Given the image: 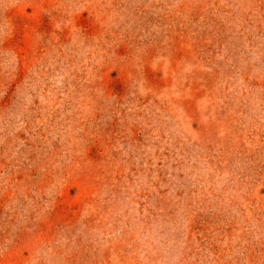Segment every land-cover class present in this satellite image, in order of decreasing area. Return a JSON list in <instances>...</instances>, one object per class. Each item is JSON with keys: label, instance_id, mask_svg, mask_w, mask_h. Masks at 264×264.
Returning a JSON list of instances; mask_svg holds the SVG:
<instances>
[{"label": "rangeland", "instance_id": "obj_1", "mask_svg": "<svg viewBox=\"0 0 264 264\" xmlns=\"http://www.w3.org/2000/svg\"><path fill=\"white\" fill-rule=\"evenodd\" d=\"M0 264H264V0H0Z\"/></svg>", "mask_w": 264, "mask_h": 264}]
</instances>
